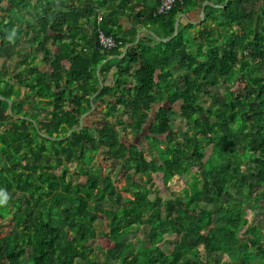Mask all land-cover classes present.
I'll return each mask as SVG.
<instances>
[{
  "label": "trees",
  "instance_id": "obj_1",
  "mask_svg": "<svg viewBox=\"0 0 264 264\" xmlns=\"http://www.w3.org/2000/svg\"><path fill=\"white\" fill-rule=\"evenodd\" d=\"M206 1L199 30L180 25L166 43L145 35L121 59L136 41L121 34L127 0L101 21L84 0L94 39L82 45L75 11H62L70 0H0V96L12 102L11 113L0 99V264H264V0H184L167 16L154 0L146 15L169 38ZM100 31L118 47L105 50ZM152 115L145 132L134 126ZM128 130L147 149L125 143ZM189 168L202 187L163 197L154 175ZM106 208L104 252L94 226Z\"/></svg>",
  "mask_w": 264,
  "mask_h": 264
},
{
  "label": "crops",
  "instance_id": "obj_2",
  "mask_svg": "<svg viewBox=\"0 0 264 264\" xmlns=\"http://www.w3.org/2000/svg\"><path fill=\"white\" fill-rule=\"evenodd\" d=\"M83 1L84 0H70V4L64 6L62 9V11L68 12L69 9L72 8L75 12L73 13L70 20H72L74 24L75 27L74 30L75 29L83 30V31H79V33L77 30H75L73 37H76L75 44L77 45L86 44V41H83L84 34H87L90 40L94 39L93 38L94 31L92 29L93 22L87 24L86 18L82 17L83 13H85L84 12L85 3ZM90 1H91L90 2L91 7H93L95 11L99 14L98 18H101L102 20V17H104L105 15L113 13L112 11L114 10V8L117 5L121 4L122 0H90ZM127 1L129 2L128 3L129 7L126 8L123 17L120 19V26L122 28L121 34H126L135 31L136 40H137L139 33L141 32L139 41L141 38H144L145 35H151L150 32L156 34L160 38H164L163 36L160 35L163 33V30L160 27L154 25L153 22L150 21L149 17L146 15V12L149 11V9L152 8V6L155 4L154 0H149L147 2H143V0H127ZM206 2H210V1H206ZM206 2L202 3V6L200 8H196L195 10L190 12L189 15L183 14L186 15V17L181 18L179 26L182 25L183 27H187L189 24H192L196 27V29L199 30V25L201 23L200 21H201L202 9ZM210 3L213 4L212 2ZM112 15L114 14H111L110 16L112 17ZM179 16H182V14H180ZM89 19L93 21V18H89ZM67 29H69V27H67ZM187 32L193 34L195 33V30H192L191 32L186 31V33ZM68 34L69 33H67L66 36H68ZM60 43L61 42L58 41L57 45ZM138 45L139 44L137 43L135 47H137ZM125 50H127V47L123 50L124 56H122L121 59H123L126 55Z\"/></svg>",
  "mask_w": 264,
  "mask_h": 264
},
{
  "label": "rangeland",
  "instance_id": "obj_3",
  "mask_svg": "<svg viewBox=\"0 0 264 264\" xmlns=\"http://www.w3.org/2000/svg\"><path fill=\"white\" fill-rule=\"evenodd\" d=\"M184 36L186 38H189L190 40L194 38V36H191L190 33H188V32L185 33ZM31 45H32V43L30 44L29 42L26 44V46H31ZM211 104H212V102L205 103L206 106H210ZM161 106L162 105H158L156 107L160 108ZM105 107L106 106L104 104H102V105H100V107L98 109H94V111H92V113L95 114L96 112H100L101 110H104ZM177 109H179V107H177ZM25 110L28 111L29 107H25ZM151 118L149 120L148 125H146L145 127L141 126L138 123H134V126L139 127L142 132L143 131L145 132L149 128L150 123L153 122V119H154L153 115ZM88 122H89V124H93V125L97 124L95 120H91ZM171 125H172L174 131L178 134H180L187 127L186 121L181 119V118H178V117L172 121ZM123 137H124L123 141L125 143L129 144V143L137 142L143 148L147 149V141H146L145 137H143V136L140 138L136 137L132 130H128V132ZM211 152H213L212 149L208 150V154H207L208 157L211 155ZM106 165L107 164L104 163L103 166L106 167ZM154 182L156 184V187L159 189L160 194L163 197L170 196L171 190L182 193L183 190H185V189H191L193 184H196L197 187H199V188L202 187V177L200 175L198 168H189L187 170V172L184 174V176L174 177L167 182L163 178L162 174H155L154 175ZM124 184H125V181L122 180L117 185H118V187H121V186H124ZM223 199H224V202L227 205V207L231 213H237V212L242 210L241 204L236 201V199L234 198V196L232 194L226 192L225 195L223 196ZM106 211H107V208L105 210H102L101 212L97 213L98 223L94 226V228H96V231L98 233V240L96 242V245L102 247L104 252L108 251L109 249H111L113 247L111 242H110V238L107 236L108 229H107V220L105 217ZM190 219L193 222V224H195L197 229H201L203 227V225L205 224V222L207 221V216L204 214L201 215V214L196 213V214H193L190 217ZM165 247L166 248H164V249H166V252H169V250L171 249V245L167 244ZM109 255H110V253H109ZM231 255L233 258H236L238 256V253L232 252ZM110 257H111V255H110ZM78 264H81V263L78 262Z\"/></svg>",
  "mask_w": 264,
  "mask_h": 264
},
{
  "label": "water",
  "instance_id": "obj_4",
  "mask_svg": "<svg viewBox=\"0 0 264 264\" xmlns=\"http://www.w3.org/2000/svg\"><path fill=\"white\" fill-rule=\"evenodd\" d=\"M207 4H210V5H211L210 2H206V3L204 4V7H203V9H202V15H201V21H200V22H202V21L205 19V6H206ZM222 7H223V6H222ZM182 17H186V15H183V14H182V16H179V17L177 18L176 23H175V32H174V35H173V36H171V37H169V38H160V37H158L156 34H154V33H152V32H150V34H151L153 37H155L158 41L165 42V43L171 41V40H172L173 38H175V37L177 36V34H178L179 23H180V20H181ZM140 34H141V32L139 33V36H138L137 40L135 41V43L128 44V46H127V50H128L129 48L135 47L136 44L139 43V37H140ZM127 50H125V54L127 53ZM123 56H124V55H123ZM110 60H112V58L107 59L104 63H102V64L99 66V68L97 69V75H98V76L100 75V70H101L102 66H103L104 64H106L107 62H109ZM103 87H104L103 82H102V80H100V88H99L98 92H97V93L91 98V100H93V99H94V98H95V97L101 92V90L103 89ZM0 99H2L3 101H6V102L9 103V111L12 113V102H11V101H8L6 98H4V97H2V96H0ZM94 109H95V105H92L91 111H93ZM91 111H89V112H91ZM89 112H88V113H89ZM88 113H87V114H88ZM87 114H85V115L80 119V122H81L80 129L83 127V118H84Z\"/></svg>",
  "mask_w": 264,
  "mask_h": 264
},
{
  "label": "built area",
  "instance_id": "obj_5",
  "mask_svg": "<svg viewBox=\"0 0 264 264\" xmlns=\"http://www.w3.org/2000/svg\"><path fill=\"white\" fill-rule=\"evenodd\" d=\"M184 0H159L156 13L158 16H167L174 9L177 3H183ZM101 21V18H99ZM99 43L105 50H113L118 47V43L113 36L105 34L103 31H100L99 34Z\"/></svg>",
  "mask_w": 264,
  "mask_h": 264
},
{
  "label": "clouds",
  "instance_id": "obj_6",
  "mask_svg": "<svg viewBox=\"0 0 264 264\" xmlns=\"http://www.w3.org/2000/svg\"><path fill=\"white\" fill-rule=\"evenodd\" d=\"M3 202L2 201H0V204H2Z\"/></svg>",
  "mask_w": 264,
  "mask_h": 264
}]
</instances>
